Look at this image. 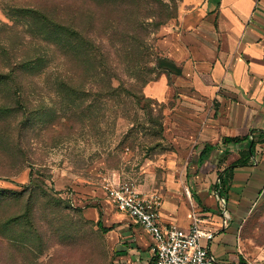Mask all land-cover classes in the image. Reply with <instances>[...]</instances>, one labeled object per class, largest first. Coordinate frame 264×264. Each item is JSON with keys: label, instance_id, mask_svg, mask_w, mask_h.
I'll return each instance as SVG.
<instances>
[{"label": "rangeland", "instance_id": "374dc122", "mask_svg": "<svg viewBox=\"0 0 264 264\" xmlns=\"http://www.w3.org/2000/svg\"><path fill=\"white\" fill-rule=\"evenodd\" d=\"M180 2L94 3L120 17L97 37L96 68L90 71L71 54L67 66L54 48L52 60L41 61L36 42L29 44L23 22L13 15L14 8L33 5L55 9L58 0H0V191L24 192H0V264H119L121 250L132 243L124 228L145 231L129 216L114 217L119 210L106 195L107 182L129 181L144 195H160L163 205L172 189L194 201L186 179L197 155L171 139L178 124L167 123L166 115L174 101L144 98L143 86L177 70L159 66L157 58L166 56L161 29L176 18ZM168 5L175 17L161 25L160 11ZM56 68L75 70L76 80L94 92L111 80L117 97L63 102L54 85ZM136 96L144 99L137 102ZM31 170L38 178L35 189L26 187ZM232 198L238 204L225 203L237 218L230 217L228 227L236 221L240 256L264 261V191L245 201L238 194ZM101 212L104 226L116 228L104 232L98 226Z\"/></svg>", "mask_w": 264, "mask_h": 264}, {"label": "crops", "instance_id": "0c3cea01", "mask_svg": "<svg viewBox=\"0 0 264 264\" xmlns=\"http://www.w3.org/2000/svg\"><path fill=\"white\" fill-rule=\"evenodd\" d=\"M159 44L177 70L149 82L145 92L161 101H174L166 115L167 123L178 124L171 139L188 154L197 155L194 170L191 161L187 165L186 179L194 201L172 189L162 206L161 221L188 228L193 216L199 215L206 219L204 227L215 232L211 249L217 259L243 262L238 226L233 221L237 212L232 209L233 219L225 202L238 204L233 195L245 201L264 191V143H258L253 164L235 168L228 200L221 196L225 202L219 197L221 182L217 178L218 170L221 176L247 143L224 144V136H253V128L264 130V0H181L178 16L162 27ZM207 144L214 148L200 163ZM225 150L232 152L218 168ZM127 216L119 211L114 217ZM230 217L232 224L225 226ZM232 225L236 232H228ZM124 230L132 243L121 250L119 264H156L150 234L144 229L143 234L137 228ZM222 233L226 236L217 238Z\"/></svg>", "mask_w": 264, "mask_h": 264}, {"label": "trees", "instance_id": "16d2710c", "mask_svg": "<svg viewBox=\"0 0 264 264\" xmlns=\"http://www.w3.org/2000/svg\"><path fill=\"white\" fill-rule=\"evenodd\" d=\"M128 1L129 0H58V7L55 9L33 5L32 7L14 8L13 15L23 22L25 28L24 32L29 40V44H32L33 41L36 42V49H38L37 55L41 61H51L52 58H50V54H54L55 51L52 50L54 48L58 51V54L61 55L60 58L65 60L67 66V60L70 58L71 54L78 65L80 64L86 67L87 70L94 71L96 68L95 52L97 50L95 41L97 37H101L104 31L109 30V28L113 26V23L120 17L110 10L96 8L94 3H120ZM178 13L179 10L176 13V17ZM174 17L175 13L168 5L163 11H160V24L163 25ZM138 42L143 44V40L139 37ZM38 57H31L29 62L36 61ZM157 61L159 66H166L171 71L177 68L175 62L169 57L158 56ZM55 67L60 68L62 66L56 65ZM55 73L57 75L54 85L56 86L57 93L62 96L63 102H103V100H99L100 98H104L105 102H110L117 97L118 88L113 85L111 80L107 81L104 90L98 91L97 86L94 92L92 88L86 90L84 86L85 83L82 80H76L77 75L75 70H59L56 68ZM169 73L171 72L169 71ZM156 79L157 77L146 79L143 86L145 87L149 82ZM146 96L152 99L146 94L144 98H147ZM136 97L137 102H141V100L144 99L143 97ZM161 119L160 117V119L157 120L160 131L163 130V122H161ZM258 133L262 134L261 138H256V134ZM251 134H253V136H224L223 138L224 144H242L244 141H247L245 148L240 149L239 157L228 167H225L226 169L221 176V170H218L217 179L221 182L220 196L224 197L226 201L228 200V191L231 188L235 168L253 164V156L256 154L258 143H264V130L253 128ZM213 148L214 146L211 144L205 146L199 156L200 163L207 158L208 153ZM231 152V150L224 151L217 165L218 168L225 164ZM33 173L34 171L31 170V178L29 184L26 186L30 189H35V187L39 186V184L36 183L38 178L35 177ZM218 180L213 186L215 190L219 188ZM40 190L43 194L51 198V193L47 194L48 192L44 186H42ZM0 192L18 195L24 193L23 191ZM97 224L104 232H108L115 228V225L109 227L104 226L102 212L100 213ZM241 261L246 262L243 258Z\"/></svg>", "mask_w": 264, "mask_h": 264}, {"label": "built area", "instance_id": "2783aa9c", "mask_svg": "<svg viewBox=\"0 0 264 264\" xmlns=\"http://www.w3.org/2000/svg\"><path fill=\"white\" fill-rule=\"evenodd\" d=\"M104 190L119 211L127 213L150 234L156 264H264L262 260L237 263L218 260L211 249L215 232L204 227L206 219L194 215L188 228L163 223V201L156 193L144 195L126 180L107 182Z\"/></svg>", "mask_w": 264, "mask_h": 264}, {"label": "water", "instance_id": "95a60500", "mask_svg": "<svg viewBox=\"0 0 264 264\" xmlns=\"http://www.w3.org/2000/svg\"><path fill=\"white\" fill-rule=\"evenodd\" d=\"M219 194H220V191H219ZM226 212V214H227V210L225 211ZM227 218V217H226Z\"/></svg>", "mask_w": 264, "mask_h": 264}]
</instances>
